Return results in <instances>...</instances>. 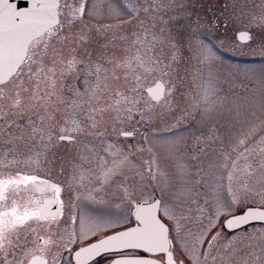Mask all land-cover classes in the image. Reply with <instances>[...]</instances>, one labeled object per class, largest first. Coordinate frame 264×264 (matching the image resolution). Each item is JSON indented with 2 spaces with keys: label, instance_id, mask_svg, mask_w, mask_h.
Listing matches in <instances>:
<instances>
[{
  "label": "rangeland",
  "instance_id": "obj_1",
  "mask_svg": "<svg viewBox=\"0 0 264 264\" xmlns=\"http://www.w3.org/2000/svg\"><path fill=\"white\" fill-rule=\"evenodd\" d=\"M70 1L74 18L62 10L54 34L0 86V178L20 172L7 162L24 154L65 149L38 134L75 129L84 139L72 161L99 162L94 182L105 184L102 200H77L78 240L118 229L133 202L158 198L175 247L197 264L189 254L207 226L264 206V0ZM208 1L221 4L208 11ZM238 30L250 41L238 42ZM156 78L165 93L152 102L143 88ZM120 130L134 136H110Z\"/></svg>",
  "mask_w": 264,
  "mask_h": 264
},
{
  "label": "flooded vegetation",
  "instance_id": "obj_2",
  "mask_svg": "<svg viewBox=\"0 0 264 264\" xmlns=\"http://www.w3.org/2000/svg\"><path fill=\"white\" fill-rule=\"evenodd\" d=\"M2 120L0 112V124ZM116 135L110 134L111 137ZM85 136L90 140L105 137L102 132H89ZM130 136H134V132ZM37 137H42L40 141L43 143L65 142V149L60 151L57 146L58 149L55 151V147L52 146L49 156H41L39 160L37 157L30 160V155L25 156L24 154L21 161L7 162L8 166L21 169L20 172L15 169L17 172L0 178V264H108L113 257L126 254L136 257L149 256L158 264H188V257L175 247L173 231L171 233L168 223L166 237L168 239L167 251H170L172 256L170 263L165 259V251L147 254L139 248L102 253L88 261L74 259L72 255L76 250L105 235L79 241L76 232L77 200L82 198L92 203L102 200L99 196H94L99 195L97 191L102 190V185H105L98 186L94 182L99 174V162L72 161V144L73 150L76 151L74 144L84 139L75 129L59 130L47 135L42 133ZM68 146H71V153L67 152L66 147ZM53 151L55 152L52 153ZM29 163H33L34 169L25 170ZM93 185H96L93 188L95 191L88 194L87 191ZM80 188H84L86 193ZM49 199L53 201V204L57 200L59 208L53 215L44 216L39 209L40 206L45 214L50 212V207L54 210ZM248 206L251 204H246L227 216L240 213ZM196 213L202 214L200 210ZM39 222L45 225H38ZM134 223L137 224L132 219L130 223L107 233ZM219 223L220 221H215L213 225L206 227L202 240L194 246L192 255L189 254L190 258L198 257L197 264H251L256 259L264 264V233L262 229H259L260 225L264 226L263 224L250 223L235 229H227L223 226V222ZM189 232L193 235V231ZM72 234L76 238V243L69 246L68 239H72ZM36 243L42 245L39 250L28 253V248ZM258 255L261 257L258 258ZM35 256L38 257L37 260L30 263L32 257Z\"/></svg>",
  "mask_w": 264,
  "mask_h": 264
},
{
  "label": "water",
  "instance_id": "obj_3",
  "mask_svg": "<svg viewBox=\"0 0 264 264\" xmlns=\"http://www.w3.org/2000/svg\"><path fill=\"white\" fill-rule=\"evenodd\" d=\"M57 6L58 0H0V84L6 82L16 72L25 57L29 43L57 23ZM235 37L239 42L246 43L250 39V34L245 30H239ZM144 91L151 100L157 101L163 94L162 82L155 80ZM127 134L129 133H122ZM51 202L53 204V201ZM53 208L54 210L45 215H53L58 211L57 201ZM132 216L139 225L115 231L92 241L76 250L73 258L86 261L102 252L140 248L149 254L165 251L166 261H171V253L167 251L166 225L158 217V199L150 203L134 204ZM250 222L264 223V208L247 207L243 212L227 217L224 226L233 229ZM37 258L32 257L30 263ZM108 264L158 263L147 257L124 256L114 258Z\"/></svg>",
  "mask_w": 264,
  "mask_h": 264
},
{
  "label": "trees",
  "instance_id": "obj_4",
  "mask_svg": "<svg viewBox=\"0 0 264 264\" xmlns=\"http://www.w3.org/2000/svg\"><path fill=\"white\" fill-rule=\"evenodd\" d=\"M221 3L220 2H218V3H216V1H214V2H210V1H208V3L206 4V7L208 8V11H212V8H214V7H216V5L218 6V5H220ZM214 10V9H213ZM218 10V9H217ZM219 11V10H218Z\"/></svg>",
  "mask_w": 264,
  "mask_h": 264
}]
</instances>
